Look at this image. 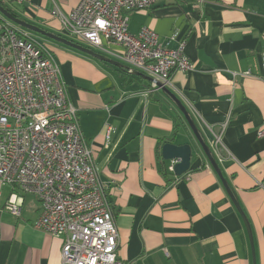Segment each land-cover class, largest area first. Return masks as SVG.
I'll return each mask as SVG.
<instances>
[{"label":"crops","instance_id":"0c3cea01","mask_svg":"<svg viewBox=\"0 0 264 264\" xmlns=\"http://www.w3.org/2000/svg\"><path fill=\"white\" fill-rule=\"evenodd\" d=\"M6 2L17 5L9 9L21 20L66 38L55 4L68 15L81 0ZM129 18L133 35L148 27L169 48L184 43L194 68L175 73L170 90L211 148L250 222L257 264H264V0H158ZM45 39L40 43L61 67L113 209L119 261L253 264L245 224L183 116L162 90L145 95L158 83ZM166 143L193 148L191 168L178 181L162 158ZM13 194L20 218L4 210ZM40 215L36 196L0 183V264H61L63 239L35 228Z\"/></svg>","mask_w":264,"mask_h":264},{"label":"built area","instance_id":"2783aa9c","mask_svg":"<svg viewBox=\"0 0 264 264\" xmlns=\"http://www.w3.org/2000/svg\"><path fill=\"white\" fill-rule=\"evenodd\" d=\"M157 2L81 0L68 15L56 4L52 14L68 40H77V44L118 60L129 71L141 72L170 89L175 73L194 68L184 53V43L172 49L148 27L136 35L129 30V14L149 11ZM111 45L119 46L122 54L114 52ZM261 60L264 81V53ZM158 84L145 95L161 90ZM224 129L215 135L216 146L222 145ZM111 132L106 125L107 138ZM170 162L168 172L175 174L179 161ZM0 183L37 197L41 215L35 228L63 239L61 264H122L113 209L61 67L45 45L1 14ZM4 210L21 217L16 194Z\"/></svg>","mask_w":264,"mask_h":264},{"label":"water","instance_id":"95a60500","mask_svg":"<svg viewBox=\"0 0 264 264\" xmlns=\"http://www.w3.org/2000/svg\"><path fill=\"white\" fill-rule=\"evenodd\" d=\"M0 14L5 17L6 19H8L9 21H11L12 23H14L15 25L30 31L32 33L38 34L42 37L51 39L57 43H60L66 47H69L71 49H74L76 51H79L83 54H86L88 56L93 57L94 59L103 62V63H107L109 65H112L114 67H117L119 69L122 70H126V66H124L121 63H118L106 56H103L97 52H95L92 49H89L87 47H84L82 45H79L77 43H74L73 41H70L64 37L55 35L53 33L47 32L39 27H37L36 25L30 24L26 21H23L17 17H15L11 12H9L7 9H5L1 4H0ZM134 76H141L140 73H132ZM148 80H151L150 77H145ZM159 87H161V90L163 93H165L168 98L175 104V106L177 107V109L179 110V112L181 113V115L183 116L184 120L186 121L187 125L189 126V128L191 129L197 143L198 146L200 147V149L202 150L203 154L205 155V157L207 158L208 162L210 163V165L212 166V168L214 169V171L217 173V175L219 176V178L221 179L229 197L231 198L236 210L238 211V213L240 214L247 233H248V237L250 240V244H251V248H252V253H253V264H257V260H256V252H255V245H254V237H253V232H252V228L250 225V222L246 216V214L244 213L243 209L241 208L240 203L238 202L235 194L233 193V191L231 190L228 182L224 179L223 175H222V171L219 167V164L216 160V158L214 157L211 148L207 145V143L205 142L199 128L197 127L194 119L192 118L189 110L187 109V107L182 103V101L177 97L176 94H174L170 89L166 88V87H162L161 84H158ZM192 157H193V148L191 145H175V144H171V143H166L163 148H162V158L164 161H172V160H178L179 163L175 166V175L177 177H182L184 176L191 168V163H192Z\"/></svg>","mask_w":264,"mask_h":264},{"label":"rangeland","instance_id":"374dc122","mask_svg":"<svg viewBox=\"0 0 264 264\" xmlns=\"http://www.w3.org/2000/svg\"><path fill=\"white\" fill-rule=\"evenodd\" d=\"M1 1L3 2V0H1ZM5 4L7 5L6 0H5ZM9 5H10V7H12L14 10L17 9V5H16V4H13V5L9 4ZM9 5H8V7H9ZM30 35H31V37H32L35 41H37L38 43H40V42H44V41L50 42V41L46 40L45 38H43L42 36H40V35H38V34L30 33ZM74 41L77 42V43H79V41H77V40H74Z\"/></svg>","mask_w":264,"mask_h":264},{"label":"trees","instance_id":"16d2710c","mask_svg":"<svg viewBox=\"0 0 264 264\" xmlns=\"http://www.w3.org/2000/svg\"><path fill=\"white\" fill-rule=\"evenodd\" d=\"M0 4H1L5 9H7L9 12H11L15 17H17V18L20 19L19 15H17V14L14 13V12H12V10L9 9V7H8L4 2H2L1 0H0ZM125 68H126V70L128 69L127 67H125ZM128 70H129V69H128ZM122 71H123V70H122Z\"/></svg>","mask_w":264,"mask_h":264}]
</instances>
